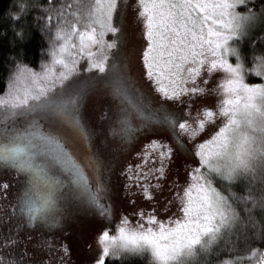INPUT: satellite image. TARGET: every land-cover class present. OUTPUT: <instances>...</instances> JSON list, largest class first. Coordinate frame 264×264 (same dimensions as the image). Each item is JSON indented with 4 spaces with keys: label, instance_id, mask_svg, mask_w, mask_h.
Wrapping results in <instances>:
<instances>
[{
    "label": "snow or ice",
    "instance_id": "obj_1",
    "mask_svg": "<svg viewBox=\"0 0 264 264\" xmlns=\"http://www.w3.org/2000/svg\"><path fill=\"white\" fill-rule=\"evenodd\" d=\"M137 3L142 34L147 38L143 65L157 91L172 100L188 99L186 94L208 91L197 80L202 71H206V81L208 74L223 70L219 85L213 89L222 95L217 110L204 107L193 127L165 104L149 102L136 90L123 66L109 61L108 50L116 47L119 33L113 22L118 0H74L71 13L64 12L63 4L55 6L58 20L48 50L50 59L39 71L18 61L9 75L7 90L0 94V165L24 174L26 182L17 201L29 223L38 219L57 222L59 201L67 193L94 208L110 224L113 213L107 199L108 185L103 165L92 150L94 129L81 117V102L97 81L116 102L108 131L122 142L141 126H163L173 133L178 127L191 138L207 121L223 117L218 130L196 145L202 168H193L190 182L176 194L180 215L164 220L153 212L140 211L134 225L124 215L116 221L114 231L104 227L96 238L100 252L93 264H105L106 257L125 253L146 255L148 264H189L199 252H209L239 220L228 196L209 177L228 185L239 179L253 183L259 178L264 183V83L245 81V64L236 39L246 34L258 14L251 8L245 13L236 10L237 5L246 6L247 0ZM109 32L116 38L106 40ZM78 54H85L89 69L98 70L103 77L96 81L75 77L80 71ZM230 56H235V63ZM253 60L248 71L264 77V55H254ZM189 81L195 86L189 87ZM149 147L158 149L152 158L159 157L156 171L163 176L172 148L155 139L145 145ZM144 155L147 158L148 153ZM0 187L6 189L7 184ZM144 194L152 195L147 185ZM239 198L264 208V195ZM0 264L16 261L0 255ZM256 264H264V252Z\"/></svg>",
    "mask_w": 264,
    "mask_h": 264
},
{
    "label": "rangeland",
    "instance_id": "obj_2",
    "mask_svg": "<svg viewBox=\"0 0 264 264\" xmlns=\"http://www.w3.org/2000/svg\"><path fill=\"white\" fill-rule=\"evenodd\" d=\"M242 6L237 5L236 10L240 13L247 12ZM138 11L137 0H118L113 22L119 33L116 47L108 50L109 53H114V57L109 54V61L123 66L126 76L134 83L136 90L149 102L153 105L165 104L178 115L188 119L194 127L197 113L202 112L204 107L212 108L214 112L217 110L222 95L213 89L219 85L224 75L223 70L208 74L206 81L203 78L206 71H202L201 76L197 77L199 86L208 89L206 92L186 94L189 98L181 97L179 101L162 96L146 75L143 65V47L147 38L142 34L143 25ZM256 13L258 17L255 23L248 28L244 36L236 38L239 49L240 41L264 21V13ZM113 38H116L114 34L105 33L106 40ZM229 59L233 63L236 62L235 56H230ZM250 68L245 67V81L264 83V77L250 73ZM98 77H103V74L97 70ZM249 77L259 80L250 81ZM188 85L195 86L191 81ZM115 103L113 97L100 87L98 81L81 102V117L94 129L92 150L103 165V174L108 185L107 199L113 213L112 223L108 225L94 208L67 193L59 201L60 207L56 210L59 216L57 222L49 223L38 219L29 223L28 215L20 210L17 201L26 182L25 176L18 174L10 166L0 165V185L7 184L6 189L0 187V255L15 260L16 264H93L100 252L97 234L104 227H108L110 233L114 231L115 223L121 216L127 215L134 225L139 219L140 211L145 214L153 212L164 220L174 214L180 215V201L176 194L182 193L183 188L190 182L192 169L202 168L199 157L195 154L196 145L210 138L211 134L218 130L223 117L215 116L211 121H207L204 128L191 138L177 127L176 135L178 134L180 142L169 134L166 127L161 126H141L132 138L122 142L108 131L113 120ZM41 123L45 124L46 121ZM154 139L170 146L173 151L172 156L166 160L167 166L163 176L156 171L160 167L159 157L152 158L158 149L145 148V145ZM144 153H148L147 158ZM209 178L228 196L232 206L238 211L234 202L235 196L231 195L234 191L230 189V193L227 184L219 178ZM241 181L244 182V188L250 185L257 188L258 183H262L259 178L253 183L246 179ZM145 185L152 193L151 196L144 194ZM261 185L264 186V183ZM227 232L224 234H228ZM204 255L205 252H199L189 264L200 260Z\"/></svg>",
    "mask_w": 264,
    "mask_h": 264
},
{
    "label": "trees",
    "instance_id": "obj_3",
    "mask_svg": "<svg viewBox=\"0 0 264 264\" xmlns=\"http://www.w3.org/2000/svg\"><path fill=\"white\" fill-rule=\"evenodd\" d=\"M61 4L65 5L63 10L66 13H71L75 7L74 0H0V94L7 90L9 75L18 61L39 71L43 62L50 59L48 50L52 47L54 27L58 20V8L55 6ZM241 8L247 11L251 8L260 13L264 8V0L247 1L246 6ZM49 16L51 20L48 19ZM239 45L245 67H252L253 56L264 55V21L243 38ZM111 54L114 57V53ZM77 60L80 71L74 76L80 80L96 81L97 70L89 69L87 56L78 54ZM248 80L259 79L249 77ZM45 126L47 127V122ZM243 183L239 179L231 185L227 184L236 194L234 202L238 206L239 220L228 234H223L212 244L211 250L203 258L190 264H220L229 259L233 264H256L259 254L264 252V208L259 204L254 207L250 200L239 198L249 195L259 198L264 195V186L258 183L257 188L252 185L244 188ZM102 218L105 220V217ZM252 249H256L255 256L252 255ZM105 264H148V258L139 254L108 256Z\"/></svg>",
    "mask_w": 264,
    "mask_h": 264
},
{
    "label": "flooded vegetation",
    "instance_id": "obj_4",
    "mask_svg": "<svg viewBox=\"0 0 264 264\" xmlns=\"http://www.w3.org/2000/svg\"><path fill=\"white\" fill-rule=\"evenodd\" d=\"M161 127H163V126H161ZM166 130L169 132V134L172 135V137L176 138V140H177L178 142H180V139L177 137L176 133H173L172 130L169 129V128H166ZM101 219L104 220V218H102V216H101ZM104 221L106 222V218H105Z\"/></svg>",
    "mask_w": 264,
    "mask_h": 264
}]
</instances>
